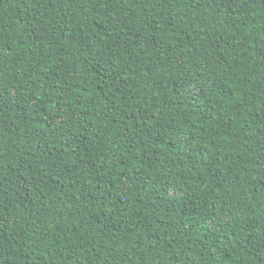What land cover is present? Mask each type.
<instances>
[{"label":"trees","instance_id":"trees-1","mask_svg":"<svg viewBox=\"0 0 264 264\" xmlns=\"http://www.w3.org/2000/svg\"><path fill=\"white\" fill-rule=\"evenodd\" d=\"M0 264H264V0H0Z\"/></svg>","mask_w":264,"mask_h":264}]
</instances>
